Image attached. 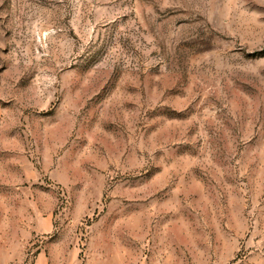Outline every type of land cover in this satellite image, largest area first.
<instances>
[{
	"label": "rangeland",
	"instance_id": "obj_1",
	"mask_svg": "<svg viewBox=\"0 0 264 264\" xmlns=\"http://www.w3.org/2000/svg\"><path fill=\"white\" fill-rule=\"evenodd\" d=\"M0 212V264H264V0H0Z\"/></svg>",
	"mask_w": 264,
	"mask_h": 264
},
{
	"label": "crops",
	"instance_id": "obj_2",
	"mask_svg": "<svg viewBox=\"0 0 264 264\" xmlns=\"http://www.w3.org/2000/svg\"><path fill=\"white\" fill-rule=\"evenodd\" d=\"M4 212H0V216L3 214ZM6 228L4 226V223H0V250L4 251L7 248V243H8V239L7 236L5 235ZM16 232L19 233V230H16ZM17 241V240H16ZM19 242V240H18ZM2 259L7 260L8 259V253H4L2 254Z\"/></svg>",
	"mask_w": 264,
	"mask_h": 264
}]
</instances>
